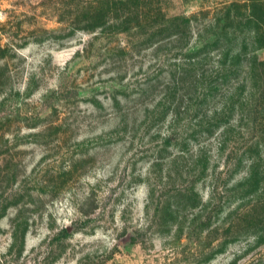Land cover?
<instances>
[{"label":"rangeland","instance_id":"rangeland-1","mask_svg":"<svg viewBox=\"0 0 264 264\" xmlns=\"http://www.w3.org/2000/svg\"><path fill=\"white\" fill-rule=\"evenodd\" d=\"M261 7L0 0V264H264Z\"/></svg>","mask_w":264,"mask_h":264},{"label":"trees","instance_id":"trees-1","mask_svg":"<svg viewBox=\"0 0 264 264\" xmlns=\"http://www.w3.org/2000/svg\"><path fill=\"white\" fill-rule=\"evenodd\" d=\"M254 13H252L250 15V17H253ZM260 22H261V26L257 25L256 26V31H254V33L258 36H260V47L264 48V7H261V11H260ZM164 29H169V27H180V30L185 32L188 30V28L190 27V17H186V16H173L170 17L169 19L166 20L165 25L162 26ZM177 35V34H175ZM183 35V33H182ZM220 32H215L214 37L212 39H204L203 42H201V44H199L198 42H200L199 40H197L195 42V44L192 46V51L195 53V55L197 56H201L202 54L204 55H209L210 53H215L216 56H223V62L222 65L223 67L220 65V69L214 70L212 71V73L214 75L217 74V72L219 73H224V77L230 79L233 77H237L238 75H240L241 71L240 70L242 67L241 63H244V61L248 60V59H241V53L239 51H231L230 54V50L226 51L223 50L224 47L222 45H225V43L223 42V40H221V38L219 37ZM180 36V35H179ZM177 37V36H176ZM228 48H230V46H227ZM232 57L231 59H228V57ZM251 59V60H250ZM250 62L249 64L246 66V69H248L251 73H252V77L253 79L256 78V70L258 69H262L260 71V77H262L263 82H264V58L259 60L256 56H254V54H252V57L250 58ZM239 60V62H238ZM221 71V72H220ZM218 73V74H219ZM217 74V75H218ZM264 103V101H263ZM264 121V120H263ZM262 123V121H261ZM262 173H264V171H262ZM260 180H256V184L258 186V188H260ZM249 185V184H248ZM246 185L245 188H243V195H247L250 194L251 192H254L256 190V188L254 187V189L250 188L251 186ZM63 235L67 236L68 232L66 230H63Z\"/></svg>","mask_w":264,"mask_h":264}]
</instances>
